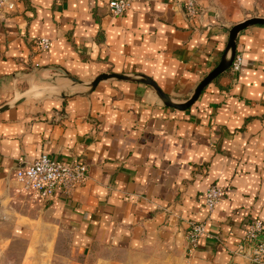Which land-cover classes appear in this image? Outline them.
Instances as JSON below:
<instances>
[{
	"label": "crops",
	"instance_id": "1",
	"mask_svg": "<svg viewBox=\"0 0 264 264\" xmlns=\"http://www.w3.org/2000/svg\"><path fill=\"white\" fill-rule=\"evenodd\" d=\"M110 1L17 0L0 11V107L31 94L0 113V239L50 245L58 232L79 255L104 247L182 264H256L236 251L250 224L264 222V25L238 39L241 72L219 75L187 109L136 82L104 81L89 95L72 88L66 98L57 86L40 89L60 69L85 81L143 73L185 101L220 62L229 29L264 16V0H195L193 20L187 0H132L123 16ZM40 37L50 50L39 52ZM42 153L84 161L85 184L55 201L26 192L15 173ZM213 184L226 194L209 214ZM190 221L206 224L192 254Z\"/></svg>",
	"mask_w": 264,
	"mask_h": 264
},
{
	"label": "built area",
	"instance_id": "2",
	"mask_svg": "<svg viewBox=\"0 0 264 264\" xmlns=\"http://www.w3.org/2000/svg\"><path fill=\"white\" fill-rule=\"evenodd\" d=\"M60 1V0H59ZM132 0H111L109 5L114 16H123L129 9ZM17 0H0V11L12 12L16 9ZM185 12L190 20L199 16V7L195 0H187ZM39 52L48 51L52 47L49 37H40L35 41ZM243 65V55L237 53L231 66L232 73L237 76ZM88 165L80 160L66 162L49 153H42L34 161L17 169L16 179L26 192L36 194L45 201H55L61 195L70 197L73 191L88 178ZM226 194V189L211 185L205 192V204L212 214ZM187 231V251L192 254L205 234V222L190 221ZM236 254L242 255L251 263L264 264V222L253 221L247 229Z\"/></svg>",
	"mask_w": 264,
	"mask_h": 264
},
{
	"label": "water",
	"instance_id": "3",
	"mask_svg": "<svg viewBox=\"0 0 264 264\" xmlns=\"http://www.w3.org/2000/svg\"><path fill=\"white\" fill-rule=\"evenodd\" d=\"M254 25H264V17L262 16H253L251 18L245 19L242 22H239L235 25H233L229 29V39L227 42V45L225 47V50L223 52V55L221 57L220 62L217 64V66L211 70L199 83L197 88L194 90L192 95L185 101H179L175 98H173L171 95L166 93L158 84L157 82L150 76L143 74V73H116L113 71L103 72L98 74L94 79L85 81L82 79H79L70 73H67L65 70L60 69L61 75H58L59 77L53 76V78L46 79L51 86L49 88H43L40 89V92H43L45 95L50 94L51 91H53L54 88L52 86H57V91L59 92L57 96L61 98H66L71 96L70 90L72 88H76L77 92L76 94H82V95H89L91 92H93L96 87L104 81L109 80H121V81H128V82H136V83H143L146 84L154 89L157 96L160 98V100L168 106L178 108V109H187L190 106H192L197 99L200 97L202 91L211 83L213 82L219 75L225 73L228 71V69L231 68L232 63L234 61V58L237 54V42L242 32H244L246 29L254 26ZM46 68V67H41ZM54 68V67H51ZM57 69V68H55ZM59 70V69H57ZM29 72L31 70H28ZM60 79V80H59ZM61 79H67L69 82V85L67 87H64L63 89H60L64 82H61ZM45 81V80H44ZM31 97L30 93H27L23 95L22 97L11 101L9 103H6L0 107V113L13 107L21 104L25 100Z\"/></svg>",
	"mask_w": 264,
	"mask_h": 264
},
{
	"label": "rangeland",
	"instance_id": "4",
	"mask_svg": "<svg viewBox=\"0 0 264 264\" xmlns=\"http://www.w3.org/2000/svg\"><path fill=\"white\" fill-rule=\"evenodd\" d=\"M253 16L259 15L252 14L248 18ZM51 237L53 242L50 245H28L22 240L1 238L0 264H182L176 259H167L151 251H116L98 247L88 255H79L70 248L67 235L52 232Z\"/></svg>",
	"mask_w": 264,
	"mask_h": 264
}]
</instances>
